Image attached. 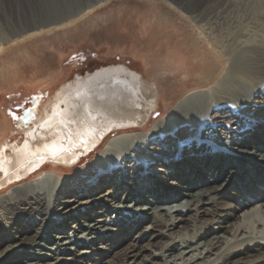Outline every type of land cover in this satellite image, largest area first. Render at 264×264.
<instances>
[{"label":"bare ground","instance_id":"obj_1","mask_svg":"<svg viewBox=\"0 0 264 264\" xmlns=\"http://www.w3.org/2000/svg\"><path fill=\"white\" fill-rule=\"evenodd\" d=\"M110 1L0 43V53ZM159 1L195 25L213 58L210 72L168 99L160 71L186 72L184 85L193 72L183 55L151 40L121 50L139 67L102 65L68 79L19 139L10 138L13 123L0 109V264H264V223L258 232L245 223L264 214V0ZM162 101L167 120L150 127ZM120 132L131 135L66 175ZM214 143L223 150H211ZM170 162L173 180L149 182L155 165ZM47 167L61 180L33 179ZM162 236L160 252L146 256Z\"/></svg>","mask_w":264,"mask_h":264},{"label":"rangeland","instance_id":"obj_2","mask_svg":"<svg viewBox=\"0 0 264 264\" xmlns=\"http://www.w3.org/2000/svg\"><path fill=\"white\" fill-rule=\"evenodd\" d=\"M95 1L98 0H0V43L6 45L14 41L10 40L13 34L29 26L61 17L80 6ZM176 1L179 3V0ZM163 16H168L171 20ZM178 18L179 16L174 10L159 0H111L72 26L56 29L50 34H43L8 46L0 53V109L5 110L13 123L14 129L10 138L12 140L19 139L25 127L34 124L43 110L51 108L50 103L53 96L61 85L68 79H74L77 74L86 75L87 72L97 71L102 65L116 64L118 66L121 62L127 65L131 62L137 64L138 67L141 66V63L138 64L135 61L134 56L129 53L124 54L121 50L125 51L131 47L146 49L151 40L156 43L157 48L171 49L180 53L181 56L183 55L187 60L185 62L188 70L193 72L184 85L182 78L186 72H180L174 76L160 71V84L163 87L161 90L164 95L173 100L184 89H194L199 80L197 76L210 72L213 58L206 50L207 45L200 41L198 34L193 30L195 25L185 24ZM212 20L219 21L215 18ZM193 74L196 75L193 76ZM168 110L169 107L162 101L160 109L154 113L148 125L151 127L158 124L160 120L161 122L166 121ZM129 135L131 134L124 132L112 134L96 153L90 156L89 154L84 155L82 162L80 159L79 162H76V166L70 164L69 167H72V170L66 175L72 176L84 166L98 160L109 146L119 140H124ZM106 136L108 137V135ZM227 136L228 139L231 138V134L227 133ZM245 137L249 140L248 136ZM212 138L214 140V137ZM240 138L243 139V137ZM220 142L225 143V140ZM209 148L216 152L223 150L215 143ZM183 152L185 153V150ZM180 157L183 155L180 154ZM187 161H191V159L187 158ZM187 165L190 167L188 163ZM174 167V163L155 165L156 171L149 176L151 179L149 182L159 177L161 180L165 176L167 178L164 183L173 180L171 173ZM39 170H35L29 176ZM52 171L47 167L41 172L42 174L40 173L41 176H35L33 179L48 178L52 181H60V175L51 174ZM30 179L26 181L29 182ZM93 212L88 211V213ZM259 220L264 223V214L247 219L245 223L248 228L258 232V230H262L258 229ZM184 227L189 229L188 224H184ZM221 231L219 230V232ZM132 232V230H128L127 235ZM223 236L224 241L225 238L234 240L232 234L224 233ZM113 239L116 241L120 239V236ZM125 240L126 238L121 239V243H124ZM166 240H168L167 236L152 240V242H156V246L151 247L145 255L147 256L151 252L159 253L160 243ZM211 257L213 259L214 256ZM96 260L91 257L92 262H96ZM156 260L161 262L159 259Z\"/></svg>","mask_w":264,"mask_h":264},{"label":"water","instance_id":"obj_3","mask_svg":"<svg viewBox=\"0 0 264 264\" xmlns=\"http://www.w3.org/2000/svg\"><path fill=\"white\" fill-rule=\"evenodd\" d=\"M97 1L95 2H92V3H88L86 5H83V6H80L78 7V9L66 14V15H63L61 17H55V18H52V19H48L47 21H43L41 23H38V24H34L32 26H29L15 34H13L10 38V40L12 39H17V38H20L30 32H33V31H37V30H40L42 28H48V27H51V26H58V25H61L65 22H67L68 20L70 19H73V18H76L79 14H82L84 13L88 8L92 7L94 3H96ZM45 22V23H44Z\"/></svg>","mask_w":264,"mask_h":264}]
</instances>
